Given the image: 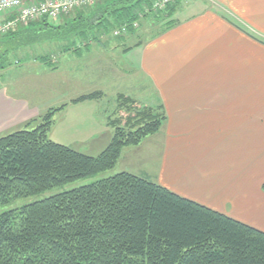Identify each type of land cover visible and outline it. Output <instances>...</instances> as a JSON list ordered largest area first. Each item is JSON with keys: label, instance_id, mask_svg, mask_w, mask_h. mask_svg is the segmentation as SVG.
<instances>
[{"label": "crops", "instance_id": "1", "mask_svg": "<svg viewBox=\"0 0 264 264\" xmlns=\"http://www.w3.org/2000/svg\"><path fill=\"white\" fill-rule=\"evenodd\" d=\"M175 14L182 16L173 27L131 45L75 36L57 39L49 54L32 53L26 68L42 77L44 87L34 98L24 81L32 76L0 82V135L65 104L55 113L50 139L103 151L117 112L108 100L120 94L139 98L145 91V101L160 107L166 119L157 134L124 147L131 170L123 171L264 227V0H185ZM83 15L81 9L20 25L0 39V61L4 67L9 62L8 40ZM99 91L100 97L74 102Z\"/></svg>", "mask_w": 264, "mask_h": 264}, {"label": "trees", "instance_id": "2", "mask_svg": "<svg viewBox=\"0 0 264 264\" xmlns=\"http://www.w3.org/2000/svg\"><path fill=\"white\" fill-rule=\"evenodd\" d=\"M156 1L98 0L79 11H95L102 3L96 24L127 26L128 34L138 30L134 23L153 15L164 20L156 35L177 24L173 15L182 0L164 9H155ZM118 101L127 113L110 119L114 135L98 155L50 139L55 113L65 104L0 136V204L110 169L124 147L138 145L163 125L161 108L140 107L125 94ZM0 264H264V230L121 171L1 213Z\"/></svg>", "mask_w": 264, "mask_h": 264}, {"label": "rangeland", "instance_id": "3", "mask_svg": "<svg viewBox=\"0 0 264 264\" xmlns=\"http://www.w3.org/2000/svg\"><path fill=\"white\" fill-rule=\"evenodd\" d=\"M184 3H185V0H182L180 5H178V8H181L184 5ZM100 5L102 6V3L97 6L98 8L95 9V11H94V9H92L90 7H85L83 17L79 18L78 20L71 19V20L67 21V23L64 24L63 26H56V28L44 29L47 32L46 31L44 32L43 29L42 30L38 29V30H35V32L31 36L28 33V34H25L24 37L23 36L19 37V39H15L13 41L8 40V43L5 44L4 47L7 49L5 52V56H7L9 62L7 63V61H6V64L4 67L3 62L0 61V82L1 81H7L10 83L14 79H16L17 77H20V76H22V77L23 76H32L31 78L25 79L24 81H27L28 83L31 84L32 90H30V92L28 91V94L35 98L36 95L38 94L39 89L40 88L43 89L44 81H43L42 77L33 76L36 73V71L33 70L31 67L26 68L25 62L27 60H29L28 56H31L32 53H35L39 56L49 54L48 50L55 48V43H56L57 39H58L57 41H59V40L61 41V39H63V40L66 39V42H70L72 40V37L75 38V36H81V37L85 36L88 38L92 35H97L99 40H97L96 43L100 42L101 44L106 43V44L131 45V44L138 42L139 40L148 39L150 36H153L160 29H162V24L164 23L163 22L164 20H161V18L156 19L155 17H152L153 15L152 16L150 15L147 18H143L144 20L141 19L142 22L138 21L139 24L136 27V28H138L137 31H135L131 34L129 33L127 35L116 37L114 35V32L117 28L113 29V24H111V23L108 24L106 22L104 24L97 25L96 24L97 18L93 20L95 13L100 9ZM77 11H79V9L72 10V11H70L64 15L71 14V16H74V13ZM186 13L187 12H185L184 14H186ZM182 15H183V13H182ZM182 15L181 14H174L173 17L176 18L177 16H182ZM52 38H54L55 40H52ZM49 40H52V41H49ZM29 46L32 47V51H31V48ZM2 54H4L3 49L0 51L1 56H2ZM19 58H21V62L18 64V63H16V60H18ZM97 64L98 63H95V65H97ZM22 86H23V82L20 80L18 85H17V88L19 90H21ZM9 88L11 89V86H9ZM146 96H147V93L144 91L143 94H141V96L139 98L133 97V99L137 100L139 103L142 104V105H140V107L146 106V105L153 106V107L157 108V111H159L160 107H158L156 105H152V104L147 103L145 101L144 97H146ZM106 103H107V101H106ZM108 103H110V105L111 104L114 105L116 103V105H117L116 106L117 112L113 118H117L119 116L121 117V116H123L122 113H124V114L127 113V111L125 109H123L122 111L119 110V101H118L117 97L111 98L110 100H108ZM129 106L130 105L128 104V107ZM138 108L133 109V110L136 111ZM113 118H111V119H113ZM162 126L158 130V132L162 129ZM11 132H13V131H11ZM158 132H156L152 135H155ZM9 133L10 132H7L4 134H1L0 136H4V135L9 134ZM152 135H150V136L152 137ZM150 136H148V137H150ZM148 137H146L145 139H147ZM145 139H143L142 141H144ZM134 146H136V145H134ZM208 148L211 149L212 147H208ZM76 150H79V151L84 152V153L89 154V155H92V154L98 155L102 151L101 149H100L101 151L100 150L98 151L94 147H91V143L90 144L85 143V145H83V147L76 148ZM123 150L125 151V149L123 148L122 149L123 154L121 153V156L118 159V161L114 167H112L110 169L103 170V171H99L96 174L88 175V176L81 177V178H78L76 180L61 184V185L54 186V187H52L46 191H43V192H40L37 194L14 198L7 203L0 204V214L7 211V210H11V209L23 206L25 204H28L30 202L43 199V198L50 196L52 194H56V193H59V192L64 191V190H70L73 188H77V187H80L83 185L93 183L99 179L106 178L109 176H113L114 174L121 172L124 169H128L127 167H125L126 159H125V154H124ZM128 170H131V169H128ZM260 228L264 229V227H260Z\"/></svg>", "mask_w": 264, "mask_h": 264}, {"label": "built area", "instance_id": "4", "mask_svg": "<svg viewBox=\"0 0 264 264\" xmlns=\"http://www.w3.org/2000/svg\"><path fill=\"white\" fill-rule=\"evenodd\" d=\"M98 0H0V38L15 32L20 25L44 18L58 19L61 15ZM175 0H157L155 9H164ZM138 22L134 23L137 26ZM128 33V27L117 28L115 35Z\"/></svg>", "mask_w": 264, "mask_h": 264}]
</instances>
